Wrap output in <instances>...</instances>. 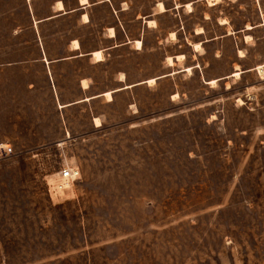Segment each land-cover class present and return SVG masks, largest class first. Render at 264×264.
<instances>
[{
  "label": "rangeland",
  "instance_id": "1",
  "mask_svg": "<svg viewBox=\"0 0 264 264\" xmlns=\"http://www.w3.org/2000/svg\"><path fill=\"white\" fill-rule=\"evenodd\" d=\"M170 3L158 28L144 29L141 51L111 60L117 77L131 64L126 83L153 82L104 96L109 103L59 110L41 76L13 77L14 66L39 67L23 42L31 34L23 0H0L5 118L28 104L20 92L31 80V119L58 135L31 149L2 141L15 153L0 157V264H264V74L254 68L264 65V46L246 36L239 68L253 69L223 78L237 44L209 40L223 33L216 21H256L264 0H195L173 10ZM3 126L11 131L10 122ZM21 126L13 134L26 138L28 125ZM65 166L75 179L50 195L47 183Z\"/></svg>",
  "mask_w": 264,
  "mask_h": 264
},
{
  "label": "crops",
  "instance_id": "2",
  "mask_svg": "<svg viewBox=\"0 0 264 264\" xmlns=\"http://www.w3.org/2000/svg\"><path fill=\"white\" fill-rule=\"evenodd\" d=\"M202 1L208 5L207 0ZM158 2H162L165 7L166 0H23L27 16L26 28L31 33L23 42L27 43L28 48L31 49L28 54L30 65L36 63L39 72L31 71V67L21 68L20 70L15 66L10 71L13 77L16 74L30 77L33 75L41 76L44 89L47 94L54 97L55 106L59 110L105 98L103 93L106 91H110L112 95L119 90L146 84L144 80L148 78H139L126 83V79L131 75L130 63L129 65L124 64L125 70L120 72V77H117L115 65L111 64V60L117 59L120 53L126 50L130 51L131 48L135 51L142 50L144 29H157L160 22L159 14L166 11V8L162 12L158 10ZM170 2L169 7L173 10L181 6L184 7L187 2L192 5L195 0L182 4L179 0H170ZM250 2L252 3L253 0H250ZM176 4L179 6L176 7ZM240 5L238 4V6ZM204 18L207 17L204 16ZM148 21H154V23L148 25ZM216 22L223 29V33L209 40L232 37L237 44L235 47L236 61L234 63L236 65L232 64L231 71L225 74L223 78L233 77L231 73L235 69L240 70V74L253 69L250 67L239 68L241 67L239 66L240 61L246 56L243 53V48L240 47L241 45H249L246 36L249 39L251 38L253 42L258 40L264 46V31H261L259 36H255L256 29L261 30L264 28L262 10L259 9L257 20L249 24L242 22L237 25L233 21L231 22L229 18L226 23ZM247 25L250 27L247 28ZM227 27L231 29H227ZM109 29H112L113 33H110ZM201 33L193 31L195 37ZM135 39L141 41L139 49L133 45ZM75 42L78 45H74ZM199 43L201 45L202 42ZM192 50L194 53L198 52L193 47ZM95 51L102 53L101 60L93 58L92 54ZM239 51L242 52V55H239ZM175 61L177 60L174 59ZM13 65H16V63ZM100 69H106L102 71V75L107 76L101 83L95 78ZM4 70L0 69V72ZM179 71L183 70L179 69ZM141 73L142 69H139V74ZM217 79L219 80V78ZM83 81L86 83L85 86L82 84ZM206 81L204 80L205 83ZM17 83L21 84V81L17 80ZM117 83L119 86H117ZM68 84H71L72 89L77 93L74 97L68 98L64 94L65 91L69 90ZM24 86L25 90L22 93L20 92V96L28 101V104H23L17 109L13 106L10 121L5 118L9 117V114L5 112V105L0 103V143H3V140H18V142H25L31 149V146H41L48 141H52L53 138L56 141L58 135L53 137V131L46 128L40 120L36 122L31 119L33 117L31 111V80H25ZM0 98H3V95H0ZM112 100H106L105 98L106 103ZM59 105H62V107L59 108ZM96 114V111L92 113L91 120L94 117L100 119V115ZM9 122L12 125L11 131H4V123ZM24 123L28 125L26 127L28 135L26 138H19L17 134L13 133L22 131L24 128L21 124ZM31 132L34 134L31 135Z\"/></svg>",
  "mask_w": 264,
  "mask_h": 264
},
{
  "label": "built area",
  "instance_id": "3",
  "mask_svg": "<svg viewBox=\"0 0 264 264\" xmlns=\"http://www.w3.org/2000/svg\"><path fill=\"white\" fill-rule=\"evenodd\" d=\"M13 147L8 143H0V157L14 154ZM77 172L71 167L65 166L59 169L57 179L52 183H47L48 192L50 195H56L59 191L67 188L75 179Z\"/></svg>",
  "mask_w": 264,
  "mask_h": 264
},
{
  "label": "bare ground",
  "instance_id": "4",
  "mask_svg": "<svg viewBox=\"0 0 264 264\" xmlns=\"http://www.w3.org/2000/svg\"><path fill=\"white\" fill-rule=\"evenodd\" d=\"M85 1V0H84ZM60 2V1H59ZM61 4V3H60ZM59 8V7H58ZM158 8L160 11H162L164 9V6L161 2L158 3ZM87 17V16H86ZM85 18V17H84ZM153 21H148V24L149 23H152ZM250 26L247 25V28H249ZM110 33H113V30L112 29H109ZM170 35L172 37H174V32H170ZM75 40V39H74ZM73 44V43H72ZM74 45H78L76 44V42L74 43ZM134 45L139 48V46L141 45V41L139 39H135L134 41ZM194 46L198 47V44H195ZM239 54L242 55L241 51H239ZM93 57L96 59V60H100L102 59V53L100 51H95L93 54ZM182 56L181 54L177 55V57H180ZM167 60L169 63H172V60H171V57L168 56L167 57ZM264 66V65H263ZM262 65H257L256 66V70L261 73V74H264V67ZM232 75H235V76H238L239 75V70H234L232 73ZM84 80V79H83ZM154 81V78H149L146 82L150 83V82H153ZM211 85L215 84L216 80L215 79H210L208 81ZM82 84L85 86L86 83L83 81ZM103 95L107 98V99H110L111 98V92L110 91H106L103 93ZM87 99V98H85ZM94 123L96 126H98L100 124V121L97 117H94L93 119Z\"/></svg>",
  "mask_w": 264,
  "mask_h": 264
}]
</instances>
